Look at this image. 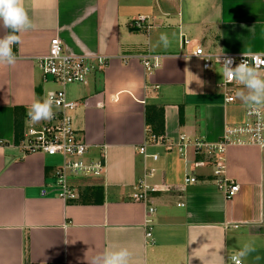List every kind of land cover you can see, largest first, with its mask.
Segmentation results:
<instances>
[{
    "label": "crops",
    "instance_id": "0c3cea01",
    "mask_svg": "<svg viewBox=\"0 0 264 264\" xmlns=\"http://www.w3.org/2000/svg\"><path fill=\"white\" fill-rule=\"evenodd\" d=\"M24 7L35 27L19 34L15 65L0 64V264H91L114 245L132 253L130 264H233L245 244L264 253L259 147L226 146L222 177L239 184L227 198L214 158L191 144L218 142L248 108L236 96L243 86H223V69H205L196 47L264 54V0H24ZM138 16L146 18L140 29L132 25ZM7 31L0 26V36ZM161 33L172 39L167 49L158 46ZM55 36L68 54L110 59L86 83L66 86L67 99L78 102L72 119L86 158L105 161L101 176L70 175L73 199L59 197L55 185L62 158L18 147L28 108L49 90L37 58ZM147 54L158 56L151 73L140 62ZM146 104L162 108L164 124V134L147 143ZM180 135L191 140L181 149ZM143 178L154 188L146 203L131 197Z\"/></svg>",
    "mask_w": 264,
    "mask_h": 264
},
{
    "label": "built area",
    "instance_id": "2783aa9c",
    "mask_svg": "<svg viewBox=\"0 0 264 264\" xmlns=\"http://www.w3.org/2000/svg\"><path fill=\"white\" fill-rule=\"evenodd\" d=\"M146 18L138 16L132 21V25L140 29L145 26ZM194 54L202 58V65L205 69H210L217 62V55L204 53L201 47H196ZM249 64H255L259 71L264 74V54L251 53ZM235 58V63L239 64L242 54H223ZM211 58V59H207ZM106 56L87 57L82 55H71L65 52L62 41L58 36L50 39L46 54L37 58V64L41 71L43 81H51L56 88L45 92L44 98L51 93L55 101L53 111L55 116L50 121H42L33 124L27 117V123L23 128V133L18 143V147L23 153H41L46 155H58L62 158V163L54 171L55 185L58 188V196L63 199H73L76 197L74 189L69 184L70 175H84L89 177L101 176L105 170L104 158L87 159L86 154L88 144L78 135L73 126L72 114L69 110H74L78 105L77 101L68 100L66 97V86L72 83H86L93 70H102L109 62ZM140 62L144 69L151 73L159 65L158 56L141 55ZM235 66V65H233ZM225 77L223 86L232 82ZM226 102L233 101V96L225 93ZM259 128V130H258ZM156 136L148 129L147 142H154ZM191 140L185 135H180L177 141L178 147H185ZM196 154L203 157H213L214 175L218 176L217 186L222 190L227 198H232L239 189V184L222 177L224 172V160L222 154L226 146L230 144L256 145L261 152V178L262 189H264V109L256 110L247 108L245 120L240 124L226 125L221 139L216 143H207L195 140L191 143ZM141 153L145 152V143L139 148ZM155 159L156 155H152ZM196 160L195 165H201L206 159ZM195 178H185V182H193ZM145 179L139 180L133 187L131 197L134 201L149 202L148 193L153 191ZM155 212L153 206L149 205L144 215V224L147 226L145 237L151 241L152 215ZM259 226L264 230V193H262V217ZM232 254L231 256H233ZM42 264V263H36ZM56 264H66L64 262Z\"/></svg>",
    "mask_w": 264,
    "mask_h": 264
},
{
    "label": "clouds",
    "instance_id": "9594fccd",
    "mask_svg": "<svg viewBox=\"0 0 264 264\" xmlns=\"http://www.w3.org/2000/svg\"><path fill=\"white\" fill-rule=\"evenodd\" d=\"M0 26L8 30L5 35L0 36V64L14 66L17 56L13 47L20 43L19 34L35 27L24 7V0H0ZM171 44L172 39L169 34L161 33L158 46L167 49ZM222 55L223 53L217 57V62L222 66L223 77L243 86L237 90L236 96L250 109L264 107V74L254 63L249 64L252 54L243 52V58L239 64H236L235 58L230 56H223L221 60ZM54 103L58 105L60 102L55 101L51 93L43 99L36 100L27 110L28 118L33 124L52 120L55 116ZM131 255L132 253L126 247L114 245L94 256L91 264H130ZM231 260L233 264H243L244 260H249L250 264H264V253L252 244H245L238 253L231 256Z\"/></svg>",
    "mask_w": 264,
    "mask_h": 264
},
{
    "label": "trees",
    "instance_id": "16d2710c",
    "mask_svg": "<svg viewBox=\"0 0 264 264\" xmlns=\"http://www.w3.org/2000/svg\"><path fill=\"white\" fill-rule=\"evenodd\" d=\"M145 123L155 136H162L164 134V124L162 120V108L156 104H146L145 106ZM21 126L16 121L15 123V141L20 136Z\"/></svg>",
    "mask_w": 264,
    "mask_h": 264
},
{
    "label": "rangeland",
    "instance_id": "374dc122",
    "mask_svg": "<svg viewBox=\"0 0 264 264\" xmlns=\"http://www.w3.org/2000/svg\"><path fill=\"white\" fill-rule=\"evenodd\" d=\"M47 82H48V89H54V88H56V85H54L50 80L47 81ZM69 112H71V114H72L73 109H72V110H69ZM49 156L52 157L53 159L61 158V157L58 156V155H55V156H51V155H49Z\"/></svg>",
    "mask_w": 264,
    "mask_h": 264
}]
</instances>
